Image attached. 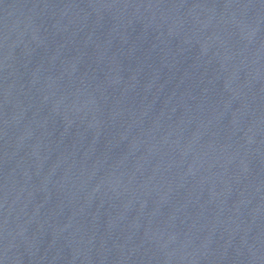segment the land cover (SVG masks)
Here are the masks:
<instances>
[{
    "label": "water",
    "instance_id": "1",
    "mask_svg": "<svg viewBox=\"0 0 264 264\" xmlns=\"http://www.w3.org/2000/svg\"><path fill=\"white\" fill-rule=\"evenodd\" d=\"M0 264H264V0H0Z\"/></svg>",
    "mask_w": 264,
    "mask_h": 264
}]
</instances>
